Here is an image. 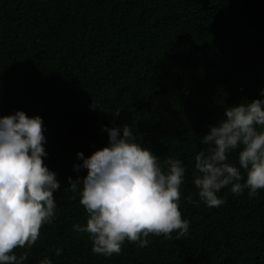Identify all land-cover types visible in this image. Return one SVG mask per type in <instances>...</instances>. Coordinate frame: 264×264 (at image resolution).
<instances>
[{
  "label": "trees",
  "instance_id": "16d2710c",
  "mask_svg": "<svg viewBox=\"0 0 264 264\" xmlns=\"http://www.w3.org/2000/svg\"><path fill=\"white\" fill-rule=\"evenodd\" d=\"M261 89L264 0H0V116L42 117L44 163L60 183L55 219L15 253L27 252L24 264H264V190L249 199L222 189L219 208L187 200L198 201L200 136ZM124 125L161 162L185 165L179 209L190 228L150 235L144 248L125 241L105 258L73 231L87 213L68 178L86 175L74 170L77 152L105 147L103 128Z\"/></svg>",
  "mask_w": 264,
  "mask_h": 264
},
{
  "label": "clouds",
  "instance_id": "9594fccd",
  "mask_svg": "<svg viewBox=\"0 0 264 264\" xmlns=\"http://www.w3.org/2000/svg\"><path fill=\"white\" fill-rule=\"evenodd\" d=\"M259 99L226 107L224 117L210 126L200 143L207 147L194 156L192 181L198 201L219 208L225 200L218 194L228 188L249 199L264 190V89ZM92 109L101 106L93 101ZM103 111V110H102ZM120 110L113 113L119 116ZM108 144L85 157L74 170L86 175L68 178L69 189L80 197L87 213L86 223L73 225L92 242V253L110 258L119 255L128 241L138 247L149 245L148 237H187L190 221L179 209L186 167L174 157L161 162L149 148L138 143L131 125L103 128ZM43 119L24 111L0 116V264H24L27 252L40 238V229L53 222L54 192L60 189L57 173L44 163ZM236 153V163L230 155ZM60 249L56 250L59 255ZM39 264H52L45 257Z\"/></svg>",
  "mask_w": 264,
  "mask_h": 264
}]
</instances>
